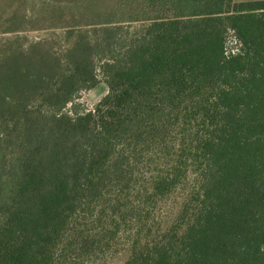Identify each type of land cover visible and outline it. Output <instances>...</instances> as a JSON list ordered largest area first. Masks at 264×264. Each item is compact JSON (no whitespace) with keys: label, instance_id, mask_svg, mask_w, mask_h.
Instances as JSON below:
<instances>
[{"label":"trees","instance_id":"trees-1","mask_svg":"<svg viewBox=\"0 0 264 264\" xmlns=\"http://www.w3.org/2000/svg\"><path fill=\"white\" fill-rule=\"evenodd\" d=\"M170 3L77 33L63 60L1 61L0 264H81L122 238L125 264H264V1ZM97 70L107 94L66 111Z\"/></svg>","mask_w":264,"mask_h":264},{"label":"rangeland","instance_id":"rangeland-1","mask_svg":"<svg viewBox=\"0 0 264 264\" xmlns=\"http://www.w3.org/2000/svg\"><path fill=\"white\" fill-rule=\"evenodd\" d=\"M250 1L264 0L244 2ZM174 11L170 0H158L153 5H149L148 0H0V63L22 53L37 61L52 57L60 61L72 48L77 33L95 37L96 30L104 25L137 27L154 16L172 18ZM226 40L227 49L233 53L240 48L232 31L227 33ZM97 74L99 84L82 90L66 111L86 113L94 110L108 92L99 70ZM179 203L178 193L161 203L166 210L165 225L174 220ZM129 254L128 242L122 238L101 257L81 264H125Z\"/></svg>","mask_w":264,"mask_h":264},{"label":"crops","instance_id":"crops-1","mask_svg":"<svg viewBox=\"0 0 264 264\" xmlns=\"http://www.w3.org/2000/svg\"><path fill=\"white\" fill-rule=\"evenodd\" d=\"M236 1H237V0H236ZM240 1H241V0H238L237 3L240 2ZM244 1H245V0H242L241 2H244Z\"/></svg>","mask_w":264,"mask_h":264}]
</instances>
